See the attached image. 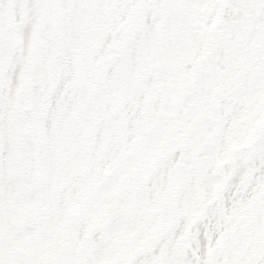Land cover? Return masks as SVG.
<instances>
[{"label": "snow or ice", "instance_id": "6c2138e0", "mask_svg": "<svg viewBox=\"0 0 264 264\" xmlns=\"http://www.w3.org/2000/svg\"><path fill=\"white\" fill-rule=\"evenodd\" d=\"M0 264H264V0H0Z\"/></svg>", "mask_w": 264, "mask_h": 264}]
</instances>
